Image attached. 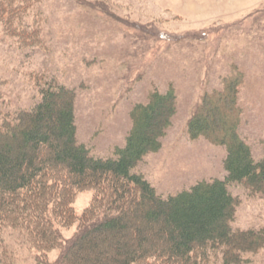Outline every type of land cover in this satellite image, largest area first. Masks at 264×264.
I'll list each match as a JSON object with an SVG mask.
<instances>
[{
  "label": "rangeland",
  "instance_id": "374dc122",
  "mask_svg": "<svg viewBox=\"0 0 264 264\" xmlns=\"http://www.w3.org/2000/svg\"><path fill=\"white\" fill-rule=\"evenodd\" d=\"M233 82L237 115L227 120L238 122L239 137L260 161L264 0H0V122L35 107L49 85L73 89L77 142L93 158L114 159L130 131L131 109L147 104L154 92L172 90L175 113L161 147L132 171L161 198L226 177L225 147L203 136L192 139L187 123L205 97L217 105V94ZM227 189L237 202L231 229L264 231V190L237 183ZM93 197L92 190L73 195L76 218ZM78 225L59 228L63 245ZM112 244L102 241L99 250L107 253ZM212 250L197 262L223 264L222 253ZM59 255L51 250L46 261L53 264ZM37 256L22 233L0 228L5 264H39ZM241 259L264 264V246Z\"/></svg>",
  "mask_w": 264,
  "mask_h": 264
},
{
  "label": "trees",
  "instance_id": "16d2710c",
  "mask_svg": "<svg viewBox=\"0 0 264 264\" xmlns=\"http://www.w3.org/2000/svg\"><path fill=\"white\" fill-rule=\"evenodd\" d=\"M41 92L31 110L0 122V228L22 233L39 264H49L45 255L54 249L60 260L53 264H199L197 258L211 249L222 253L223 264H240L241 254L264 246V231L229 226L237 202L228 184L264 190V159L253 160L238 122L227 120L237 115L236 83L217 94V105L205 97L187 123L192 139L203 136L225 147L226 177L166 198L132 171L161 147L175 113L172 90L154 92L147 104L131 109L124 146L104 160L76 140L75 91L52 84ZM84 190L94 197L76 218L71 202ZM74 222L76 235L63 245L59 228ZM107 239L113 244L106 253L99 247Z\"/></svg>",
  "mask_w": 264,
  "mask_h": 264
}]
</instances>
